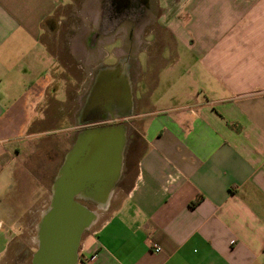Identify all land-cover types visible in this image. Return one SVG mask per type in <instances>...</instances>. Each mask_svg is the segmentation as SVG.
Instances as JSON below:
<instances>
[{"label":"crops","instance_id":"obj_1","mask_svg":"<svg viewBox=\"0 0 264 264\" xmlns=\"http://www.w3.org/2000/svg\"><path fill=\"white\" fill-rule=\"evenodd\" d=\"M193 1L131 31L97 0H0V264L66 193L96 215L77 264H264V0ZM157 29L190 51L182 92L150 86L182 62Z\"/></svg>","mask_w":264,"mask_h":264},{"label":"water","instance_id":"obj_2","mask_svg":"<svg viewBox=\"0 0 264 264\" xmlns=\"http://www.w3.org/2000/svg\"><path fill=\"white\" fill-rule=\"evenodd\" d=\"M95 218L72 193L57 194L38 226L32 264H77L82 237Z\"/></svg>","mask_w":264,"mask_h":264},{"label":"flooded vegetation","instance_id":"obj_3","mask_svg":"<svg viewBox=\"0 0 264 264\" xmlns=\"http://www.w3.org/2000/svg\"><path fill=\"white\" fill-rule=\"evenodd\" d=\"M170 0H97L99 13L103 21H107L110 26L120 27L128 26L131 31L145 27L146 30H153L155 26L167 29L166 22L171 19V15L165 17V22L161 19L165 13H168V2ZM169 17V19H168ZM153 20V21H152ZM152 23V24H151ZM153 36V35H152ZM125 61H133L132 54L123 58ZM120 63L115 72L118 74L121 70ZM129 76H133L129 73ZM86 233V232H85ZM33 249L21 245L18 249V264H32L34 254L38 250L39 243L36 242Z\"/></svg>","mask_w":264,"mask_h":264},{"label":"rangeland","instance_id":"obj_4","mask_svg":"<svg viewBox=\"0 0 264 264\" xmlns=\"http://www.w3.org/2000/svg\"><path fill=\"white\" fill-rule=\"evenodd\" d=\"M232 1L233 0H227V4H228L227 7H229V9L230 8L233 9V7H232L233 2ZM223 2H224V0H194L192 7L198 6L200 8L199 4H201V7H203V10H201V11H203L205 13H221L222 8L224 7ZM186 4H187V0H170L167 4L168 9H169L168 10L169 17H170V15L172 17V16H175L177 14V17L182 20L184 18L185 13H189V8L184 6ZM181 5L185 8L180 9ZM179 13H182V14H179ZM195 13H198V12H195ZM169 17H168V19H169ZM170 20L171 19H169V21ZM174 23H175V21H174ZM156 27L157 26H155V28ZM156 32H157V34L155 35L156 36V42L150 50L151 57L156 58V54H159V52H161V48H163V45L167 44L171 48H174V46H175L178 49V55L180 58H182V62L176 63L174 66L170 65L169 67H166L164 69H162V68L156 69V70L153 69L154 73H152L150 75V76H152L150 78V86L152 85V82L154 81L155 76L158 74L159 77L162 76L164 79L165 78H169L171 80L174 79V81H173V84L170 88H167L165 83L162 81L160 88L156 89L154 91L156 93V95H161V94L167 95L168 94L167 91L171 92V90L177 91V92H182V91H184L182 89V87L184 88L186 85V84H183V81L186 80V78H185L186 76L179 82V78L185 75L184 74L185 66L181 65V64H184L185 60L191 59L190 51L185 46H183V44L180 41L175 40L174 35H172L169 32V30L157 29ZM166 55H168V54L166 53ZM144 56H145L144 54L141 55V58H140L141 61H145ZM166 58H167L168 62H170L169 60L171 58L169 57V55L166 56ZM106 62L110 64V63L114 62V58H110ZM95 212L101 213L102 211H95ZM33 221L36 224L35 218L33 219ZM35 228L36 227L34 226V229ZM35 243H36L35 241L29 242L28 245L26 244V248H29V246L32 248L36 247ZM26 262L28 263V261H26Z\"/></svg>","mask_w":264,"mask_h":264},{"label":"built area","instance_id":"obj_5","mask_svg":"<svg viewBox=\"0 0 264 264\" xmlns=\"http://www.w3.org/2000/svg\"><path fill=\"white\" fill-rule=\"evenodd\" d=\"M153 248L155 250V252L159 253L161 251V249L157 246V245H153Z\"/></svg>","mask_w":264,"mask_h":264},{"label":"trees","instance_id":"obj_6","mask_svg":"<svg viewBox=\"0 0 264 264\" xmlns=\"http://www.w3.org/2000/svg\"><path fill=\"white\" fill-rule=\"evenodd\" d=\"M194 205V204H193Z\"/></svg>","mask_w":264,"mask_h":264}]
</instances>
